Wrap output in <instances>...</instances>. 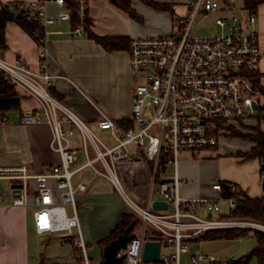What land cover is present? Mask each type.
Returning a JSON list of instances; mask_svg holds the SVG:
<instances>
[{"label":"built area","instance_id":"obj_1","mask_svg":"<svg viewBox=\"0 0 264 264\" xmlns=\"http://www.w3.org/2000/svg\"><path fill=\"white\" fill-rule=\"evenodd\" d=\"M76 1L79 2L82 22L74 33L76 37H82L85 34L83 21L88 16V2ZM51 2L61 9L67 8L66 0H38L28 3L30 16L36 18L44 29L72 21L68 9L58 15L50 14L47 5ZM187 6L188 16L176 21L180 27L178 31L169 36L131 40V70L141 74L144 82L136 88L128 128L107 116L99 120V127L109 131L115 139L112 147L50 92L54 77L48 72L50 52L47 46L40 44L39 72L29 70L22 62L11 65L0 61V68L12 83L39 101L40 108L24 113L20 123L26 126L47 124L52 129L51 147L61 157L60 163L46 166L44 172L37 175H30L24 166L0 167V182L11 185L7 191L0 188V204L35 206L38 235L62 232L72 237L75 260L65 264H97L88 255L76 197L86 191L87 185L85 182L78 185L73 182L74 176L87 167L111 181L132 212L141 217V224L133 232L134 238L118 252V256L126 257L123 264H227L223 258L201 252L193 253L183 263L184 254L190 250L186 240L206 231L236 228L239 224L226 219L201 218L199 214L204 210L220 212L222 208L219 202L210 199H184L179 193L181 181L177 177V169L183 151L224 150L227 140L236 137L235 133L243 129V124L259 118L263 113L262 92L249 76L260 71L262 57L255 28L257 17L250 14L244 22L236 14L235 0H188ZM201 18L212 20L222 33L195 35ZM76 136L80 138L81 150L87 157L79 168L73 167L78 155V150L72 145ZM166 139L170 143L168 149L164 147ZM91 150L95 153L94 157ZM163 156L167 158L166 167L174 166L175 174L173 181L160 184L161 201L166 202L168 208L156 212L152 210L151 200L141 207L126 195L119 179L118 164L143 159L153 163L155 184ZM52 179L62 191L59 196L61 204L48 183ZM30 181L36 183L35 190ZM15 185L23 186L18 188ZM213 188L223 191V184H215ZM227 189L235 192L236 185H227ZM30 197L34 199L32 203ZM227 202L229 208L235 210L236 198L227 199ZM68 206L72 215L67 213ZM149 224L166 237L165 241H161L159 263L144 261Z\"/></svg>","mask_w":264,"mask_h":264},{"label":"crops","instance_id":"obj_2","mask_svg":"<svg viewBox=\"0 0 264 264\" xmlns=\"http://www.w3.org/2000/svg\"><path fill=\"white\" fill-rule=\"evenodd\" d=\"M156 1L169 5V10L152 8L141 0L133 1L132 8L141 18L137 21L118 9L110 0H91L86 9L92 22L89 30L98 38H125L130 42L139 37L169 36L174 31L175 20L188 13V0ZM34 2L38 0H0V12L3 5ZM235 3L236 14L244 22L250 14L257 17L255 28L259 35L262 55L257 85L262 92L263 104L264 4L248 9L245 7V0H235ZM66 9H61L52 2L47 5L48 12L53 15H58ZM45 31L43 44L50 52L48 72L54 77L50 88L53 96L64 107L86 121L94 134L106 132L99 127V120L104 116L117 121L123 127L129 124L136 95L133 89L130 46L128 49L108 52L87 33L76 37L72 21L50 26ZM3 32L4 34L0 33V61L11 65L22 62L29 70L39 72L40 43L16 22H8ZM17 93L22 97V110L7 115L0 122V167L24 166L30 175L41 174L46 166L60 163L61 157L51 147L52 129L47 124L26 126L20 123L24 113L34 112L40 107L39 101L27 95L22 88H17ZM258 119L248 120L247 126H252L254 131L255 128L264 131V120ZM70 127L74 129L72 124ZM231 140L233 145L226 143L225 152L218 149L214 155L202 160L194 155L182 159L183 165L178 166L177 177L181 181L179 191L184 199L227 201L223 191L213 188L215 184L220 183L236 185V189L244 197L264 200L263 164L258 159L246 160L238 154L249 153L256 144L245 141L242 137H234ZM72 145L78 150L73 167L79 168L86 162L87 157L81 150L79 137L76 136L72 140ZM227 147L235 150L234 155H228ZM91 155L95 156L92 150ZM154 169L155 165L144 159L119 163V179L126 195L146 205L150 200L156 202L153 194L159 183V176L154 184ZM174 174L173 168L170 178H163V181H173ZM73 182L75 185L81 182L87 185L86 191L76 195L80 228L84 240L95 245L99 254L100 241L108 238L122 216L132 211L115 185L91 167L77 173ZM30 183L35 190L36 183ZM48 183L53 189L57 184L54 179ZM31 198L29 199L32 203L34 199ZM35 211L36 207L32 205L15 207L0 204V264H65L75 260L74 248L68 243L66 247L62 238L54 236L56 233L38 235L35 229ZM221 242L229 245V259L250 254L256 245V239L252 236ZM253 261L258 264L257 258L253 259L252 263Z\"/></svg>","mask_w":264,"mask_h":264},{"label":"trees","instance_id":"obj_3","mask_svg":"<svg viewBox=\"0 0 264 264\" xmlns=\"http://www.w3.org/2000/svg\"><path fill=\"white\" fill-rule=\"evenodd\" d=\"M91 0H87L88 4ZM118 9L129 14L134 20L139 21L141 18L135 13L132 8V3L134 0H110ZM146 5L154 7L158 10H169V5L162 4L156 0H141ZM67 9L72 15V23L76 28L81 22L80 15V6L79 2L76 0H66ZM260 4H264V0H245V7L257 8ZM8 22H16L21 25V27L28 32L36 41L40 44H43L46 31L44 27L40 25L36 18L30 16V10L28 8V3H17L12 5H3L0 12V33H3V30ZM92 25L89 17L84 18L83 28L85 33L92 39H95L100 45H102L108 52L109 51H120L128 49L130 44L128 39L121 38H98L91 34L89 28ZM250 78L252 79L254 85H257L258 74L251 73ZM22 103V97L20 93H17V87L12 83V81L7 77L6 73L0 68V122L11 113H19ZM260 121L264 120V110L260 115ZM126 128L130 124L124 125ZM255 134L243 135L239 132L235 133L236 137H242L244 139H249L256 144L249 153H238L240 156H243L246 160L249 159H258L264 165V131L260 129H255ZM167 158L163 156L160 161V167L158 169L157 177L160 171H165ZM230 185V184H229ZM223 193L225 199L236 198V207L235 210H230L229 214L222 215L221 219H241L246 221L257 222L264 226V200L263 199H254L244 197L241 192L235 189V192H232L230 189H227V185L223 184ZM141 217L135 212L129 214H124L121 221L117 225L116 229L112 234L100 241L102 249L108 246L113 240H115L119 235L123 234L130 224H134V232L139 225L141 224ZM255 237L256 245L250 254H247L237 259H230L227 261V264H251L253 258H257L258 264H264V232L255 229H246L241 227H236L235 229H221V230H212L206 231L203 234H200L195 238L200 242L206 241H221L228 240L233 241L236 239ZM190 239V240H191ZM149 240L155 241L151 236ZM66 243L72 245L71 241H66ZM104 264V262L102 263Z\"/></svg>","mask_w":264,"mask_h":264},{"label":"rangeland","instance_id":"obj_4","mask_svg":"<svg viewBox=\"0 0 264 264\" xmlns=\"http://www.w3.org/2000/svg\"><path fill=\"white\" fill-rule=\"evenodd\" d=\"M187 12H188V6H187ZM188 13L186 15H184V17H179L178 19L175 20V22H174L175 25L173 26L174 27L173 32L178 31V29H180V27H178L176 21L177 20H183L185 17L188 16ZM220 33H222L221 29L219 27L215 26V24L212 20L206 21V20H203L202 18L199 20V23L197 24V28L194 32V34L197 36H200V35H202V36H214L215 34H220ZM132 74H133V89H134V92H136L137 86H139L141 83H143L144 80H143V77L141 74L137 75L133 72H132ZM134 101H133V103H134ZM263 102H264V100H263ZM258 120L260 121V118ZM252 128H253L252 126H250V125L247 126V123H245V124H243V129L240 132H244L243 135H246V136L248 134H255L256 131H254ZM255 129H258V128H255ZM95 134H97V136H99L108 146L112 147L115 144V139H114L113 135H110L109 131H106L104 134H101V133H95ZM244 140L248 141L249 139L248 140L244 139ZM249 141H251V140H249ZM226 143L229 145H233L231 138H229ZM169 144H170L169 140L166 139L165 143H164L165 149H168ZM215 152H218V151L212 150V149L203 150V152H197V153H195L192 150L183 151L179 157V163H178L179 167L182 164V159L187 158L190 155H194L195 158L202 160L205 157L214 155ZM194 156H191V157H194ZM173 168H174V166H167L165 171H162V170L160 171V173L158 175L159 176V178H158L159 183L156 185V187L154 189V194H153L154 195V201H159V200L163 199V196L160 195V193H159L160 184L162 183L163 178L164 179L170 178V175L172 174ZM0 187L3 190L7 191V190H10L11 185L8 183L0 182ZM54 189H55V191H54L55 196L59 200L60 199L59 196L61 195L62 191L59 190L58 184L55 185ZM10 193L11 192L9 191V194ZM37 195H38V193L35 194V196H37ZM181 196H182V194H181ZM31 199H33V197ZM135 202L138 205H140L141 207L146 206V204H142L138 201H135ZM58 203L61 204L62 200H59ZM219 205H220V208H222V210L220 212H210V211L204 210L199 214V216L203 219H208V220H220L221 216L229 214L231 209L229 208V204L226 200H220ZM66 209H67V213L69 215L73 214L70 206L66 207ZM130 210L132 211L131 208H130ZM227 220L232 221L234 223H238L239 226H237V227L246 228V229H255V230H260V231L264 232V226L257 223V222L246 221V220H241V219H237V218L236 219H227ZM261 226H263V227H261ZM150 233H152V235ZM150 235L155 241H158V242L166 240V237L161 232L159 233L158 231H156V229L152 225L149 226L148 238ZM54 236L55 237L59 236L60 238H62L63 243H64V241L69 242V241H72V239H73L72 237H69L67 235V233H62V232L56 233V234H54ZM186 241L190 244V250H189L188 254H184L183 263H186L188 261V259L191 257V255L193 253H196V252H201L203 254H209V255L215 256L219 259L223 258L226 261L230 260L228 258L229 257L228 256L229 249H227L229 245H226L227 243H223V242L220 243V241L200 242L195 238H193L191 240L189 239ZM85 243H87V245H88L89 257L92 258L94 261H96L97 264H102L104 262L102 246L101 245L99 246L100 252H99V254H97L98 250H97V247L95 245H92L91 243H89L87 241H85ZM47 244L49 245V242H47ZM64 244L67 247V243H64ZM163 251L167 252V249L163 248ZM74 253H75V249H74ZM253 259L256 260V258H253ZM252 264H256V261H253Z\"/></svg>","mask_w":264,"mask_h":264},{"label":"water","instance_id":"obj_5","mask_svg":"<svg viewBox=\"0 0 264 264\" xmlns=\"http://www.w3.org/2000/svg\"><path fill=\"white\" fill-rule=\"evenodd\" d=\"M229 155H234L235 150L231 148H226ZM262 171L264 172V165L262 167ZM23 185H15L14 187L22 188ZM263 191H264V182H263ZM168 208V204L164 201H156L152 205V210L159 212L161 210H166ZM134 224H130L126 231L119 235L115 240H113L108 246L103 249V257L104 264H123L126 259L125 256H118V252L121 249L127 247V245L134 238V233L132 232L134 229ZM161 241H147L144 248V261L159 263L161 260Z\"/></svg>","mask_w":264,"mask_h":264}]
</instances>
